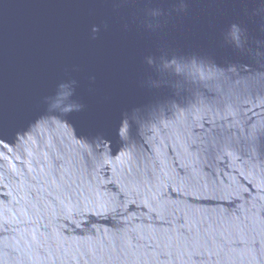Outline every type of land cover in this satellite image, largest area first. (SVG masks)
I'll use <instances>...</instances> for the list:
<instances>
[{
  "label": "water",
  "instance_id": "water-1",
  "mask_svg": "<svg viewBox=\"0 0 264 264\" xmlns=\"http://www.w3.org/2000/svg\"><path fill=\"white\" fill-rule=\"evenodd\" d=\"M0 264H264V0H0Z\"/></svg>",
  "mask_w": 264,
  "mask_h": 264
},
{
  "label": "clouds",
  "instance_id": "clouds-1",
  "mask_svg": "<svg viewBox=\"0 0 264 264\" xmlns=\"http://www.w3.org/2000/svg\"><path fill=\"white\" fill-rule=\"evenodd\" d=\"M71 95L72 91L67 90V85H61L58 94L49 101L50 111L70 110L72 104V102H70Z\"/></svg>",
  "mask_w": 264,
  "mask_h": 264
}]
</instances>
